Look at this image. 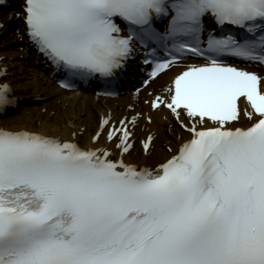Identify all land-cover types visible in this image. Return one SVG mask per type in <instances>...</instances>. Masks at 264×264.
Listing matches in <instances>:
<instances>
[{"label":"snow or ice","instance_id":"snow-or-ice-1","mask_svg":"<svg viewBox=\"0 0 264 264\" xmlns=\"http://www.w3.org/2000/svg\"><path fill=\"white\" fill-rule=\"evenodd\" d=\"M23 11L64 88L119 87L137 45L149 78L188 54L205 62L146 101L188 133L154 167L123 158L139 113L107 130L115 159L0 128V264H264V77L228 62L264 64V0H25ZM16 103L0 83V112Z\"/></svg>","mask_w":264,"mask_h":264},{"label":"bare ground","instance_id":"bare-ground-1","mask_svg":"<svg viewBox=\"0 0 264 264\" xmlns=\"http://www.w3.org/2000/svg\"><path fill=\"white\" fill-rule=\"evenodd\" d=\"M22 55L24 53L17 51H0V64L10 69V75L2 83H8L16 97L31 103L23 105L20 112L0 119V128L27 130L91 148L106 147L112 156L119 158L120 150L115 146L118 141L115 138L109 141L107 130L112 126L117 127L119 120L127 117L130 121L137 113H141L143 117L137 118L132 129H129L132 132L129 140L133 146L123 158L128 163L144 167H154L172 154L168 151L170 147L174 152L188 138V133L178 126L168 112L163 109L153 111L150 106L143 104V99L148 97V90L142 92L139 98L123 96L115 100L65 92L38 68L26 67L23 62L16 60ZM175 73L177 71L159 77L150 90L165 86ZM136 100L140 101L137 105L134 104ZM101 118L109 119V124L100 138L93 141L92 137L100 129ZM146 118H150L152 124L149 125ZM241 119L245 121L243 116ZM149 135L152 141L146 152L142 141H146Z\"/></svg>","mask_w":264,"mask_h":264}]
</instances>
